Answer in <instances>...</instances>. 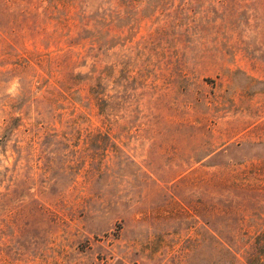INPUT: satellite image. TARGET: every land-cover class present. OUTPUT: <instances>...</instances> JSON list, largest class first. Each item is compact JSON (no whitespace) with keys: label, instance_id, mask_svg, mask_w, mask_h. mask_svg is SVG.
Returning <instances> with one entry per match:
<instances>
[{"label":"rangeland","instance_id":"374dc122","mask_svg":"<svg viewBox=\"0 0 264 264\" xmlns=\"http://www.w3.org/2000/svg\"><path fill=\"white\" fill-rule=\"evenodd\" d=\"M222 230L264 233V0H0V264H238Z\"/></svg>","mask_w":264,"mask_h":264},{"label":"trees","instance_id":"16d2710c","mask_svg":"<svg viewBox=\"0 0 264 264\" xmlns=\"http://www.w3.org/2000/svg\"><path fill=\"white\" fill-rule=\"evenodd\" d=\"M96 79L99 80V78ZM99 85L101 86L102 84L99 82ZM54 94L55 99H52L50 103H52L51 105H58L59 107L63 106L65 102H72L75 104L78 98L82 99L81 94L78 91H73V88L69 86L67 80H63L59 83ZM226 234L233 235L234 237H253L248 232L222 230L219 237L221 239L220 246L224 254L232 256L238 264H264V233L259 234L255 242L237 244L236 246H232L224 240Z\"/></svg>","mask_w":264,"mask_h":264}]
</instances>
